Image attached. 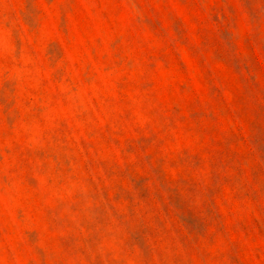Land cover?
<instances>
[{
    "label": "rangeland",
    "instance_id": "1",
    "mask_svg": "<svg viewBox=\"0 0 264 264\" xmlns=\"http://www.w3.org/2000/svg\"><path fill=\"white\" fill-rule=\"evenodd\" d=\"M0 264H264V0H0Z\"/></svg>",
    "mask_w": 264,
    "mask_h": 264
}]
</instances>
